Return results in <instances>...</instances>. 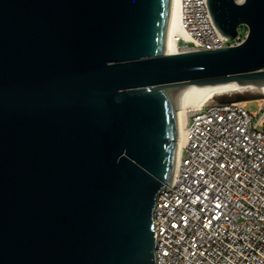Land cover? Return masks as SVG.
<instances>
[{
	"label": "water",
	"instance_id": "obj_1",
	"mask_svg": "<svg viewBox=\"0 0 264 264\" xmlns=\"http://www.w3.org/2000/svg\"><path fill=\"white\" fill-rule=\"evenodd\" d=\"M207 5L240 45L166 55L173 0H0V264H155L182 89L264 83V0Z\"/></svg>",
	"mask_w": 264,
	"mask_h": 264
},
{
	"label": "built area",
	"instance_id": "obj_2",
	"mask_svg": "<svg viewBox=\"0 0 264 264\" xmlns=\"http://www.w3.org/2000/svg\"><path fill=\"white\" fill-rule=\"evenodd\" d=\"M182 27V52L245 39L218 32L207 0H182ZM222 97L190 113L173 181L156 196L155 264H264V103L251 114Z\"/></svg>",
	"mask_w": 264,
	"mask_h": 264
},
{
	"label": "bare ground",
	"instance_id": "obj_3",
	"mask_svg": "<svg viewBox=\"0 0 264 264\" xmlns=\"http://www.w3.org/2000/svg\"><path fill=\"white\" fill-rule=\"evenodd\" d=\"M243 0H240L242 2ZM182 27V0H173L172 18L169 37V49L166 55H176L182 52L177 44V39L184 37ZM244 92L259 93L264 95V83L259 84H237L229 82L221 85H186L180 95V103L177 109L179 119V139L176 143V155L185 141V128L190 113L208 103L211 99L224 95L241 94ZM261 105L264 98L257 100ZM245 101L243 105H245ZM176 163V160H175ZM176 166V165H175Z\"/></svg>",
	"mask_w": 264,
	"mask_h": 264
},
{
	"label": "rangeland",
	"instance_id": "obj_4",
	"mask_svg": "<svg viewBox=\"0 0 264 264\" xmlns=\"http://www.w3.org/2000/svg\"><path fill=\"white\" fill-rule=\"evenodd\" d=\"M238 32L241 36H245L246 32H247V27L245 25H241L238 28ZM236 95H241L245 98V101H248L245 110L248 113H256L259 111L260 109V105L259 102L257 100H261L264 98L263 94H259V93H251V92H244L241 94H234V95H224V96H228L231 98H234ZM250 100V101H249ZM244 102V101H241Z\"/></svg>",
	"mask_w": 264,
	"mask_h": 264
}]
</instances>
